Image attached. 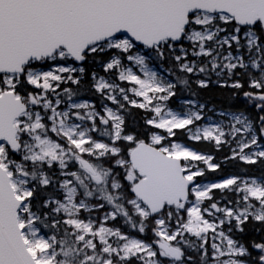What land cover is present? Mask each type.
Masks as SVG:
<instances>
[{
	"label": "snow or ice",
	"instance_id": "1",
	"mask_svg": "<svg viewBox=\"0 0 264 264\" xmlns=\"http://www.w3.org/2000/svg\"><path fill=\"white\" fill-rule=\"evenodd\" d=\"M0 264H264V0H0Z\"/></svg>",
	"mask_w": 264,
	"mask_h": 264
}]
</instances>
